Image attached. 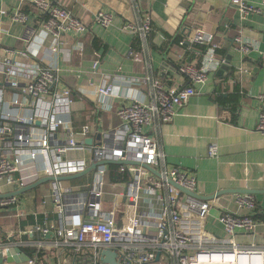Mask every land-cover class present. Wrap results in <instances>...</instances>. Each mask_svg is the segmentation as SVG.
Listing matches in <instances>:
<instances>
[{
  "label": "built area",
  "instance_id": "1",
  "mask_svg": "<svg viewBox=\"0 0 264 264\" xmlns=\"http://www.w3.org/2000/svg\"><path fill=\"white\" fill-rule=\"evenodd\" d=\"M32 1L41 13L39 30L51 38L52 53L63 51L65 34L79 35L87 29L68 8L51 0ZM230 3L241 18L261 11L248 0ZM27 18L19 9L10 16L23 24ZM94 21L109 28L113 14L99 10ZM122 29L137 35L148 54L150 18L129 20ZM34 31L28 27L25 36L29 39ZM187 41L210 45L212 50L217 47L212 43L213 35L200 29ZM240 48L246 54L251 45L242 43ZM220 62L227 64L226 59ZM179 71L193 84L208 80V69L202 65L181 64ZM0 75V210L18 202L5 187L21 189L41 178L54 177V220L44 226L34 224L24 233L55 237L62 250L59 264H107L102 260L104 250L116 253L117 264H264V246L236 240L239 232H255L257 222L253 216L223 209L219 221L224 234L209 232L205 222L214 201L198 194L193 173L167 161L151 133L170 122L178 109L197 94L192 84L169 88L149 75L145 83L151 101L129 98L130 103L117 107L112 103L103 105L114 109L122 123L100 131L89 124L75 128L71 119L73 91L51 63L36 60L27 51L0 48ZM7 90L11 93L9 100ZM78 91L85 96L94 93L91 98L96 101L97 96L113 97L115 87L107 83ZM150 126L151 131L147 129ZM257 129L264 134V112ZM216 154L217 145L212 144L210 155ZM93 164L87 189H74L57 180L84 172ZM236 201L240 208H255L252 194H237ZM13 248L11 242L0 240L3 257Z\"/></svg>",
  "mask_w": 264,
  "mask_h": 264
},
{
  "label": "crops",
  "instance_id": "2",
  "mask_svg": "<svg viewBox=\"0 0 264 264\" xmlns=\"http://www.w3.org/2000/svg\"><path fill=\"white\" fill-rule=\"evenodd\" d=\"M68 8L82 20L87 29L79 35L63 36V51L52 53L50 36L39 30L41 13L32 0H0V48L27 51L36 60L49 62L59 68L65 85L73 93L71 119L75 128L89 124L106 131L122 123L114 107L133 100L151 101L145 79L152 75L169 88L192 84L197 90L180 107L173 119L155 132L167 161L197 178L198 194L213 200L205 222L206 229L223 235L219 221L223 209L232 213H249L257 227L254 233L239 232L238 243L264 246V134L258 129L260 114L264 112V1L248 0L261 11L246 18L230 0H51ZM26 13L27 23L12 21L14 11ZM113 14V25L104 28L94 21L99 11ZM150 18L152 32L148 54L144 52L137 35L122 29L132 19ZM35 29L29 39L27 28ZM213 35L212 43L203 53L187 39L197 30ZM179 41L176 42L175 39ZM239 39V40H237ZM99 42L96 48L93 41ZM184 40L185 43L181 44ZM251 45L248 53L241 44ZM219 50V51H216ZM223 51V52H221ZM226 59L228 67L220 61ZM195 63L208 69V80L203 84L190 83L179 71L181 64ZM246 69L247 72H243ZM3 76L0 75V82ZM112 83L113 97L85 96L79 88L93 90ZM11 97L7 90L6 98ZM131 98V99H129ZM217 145V154L210 155V146ZM89 171L86 180L73 185L74 189H87L92 180ZM53 180L22 191L5 187L15 194L16 205L0 210V240L14 245L16 260L4 256L0 264H59L62 250L52 235L24 233L34 224H50L51 188ZM22 191V192H20ZM237 194H252L255 208H240ZM23 213V214H21ZM42 219V220H41ZM44 250L41 255L39 251ZM27 257L26 260L23 258Z\"/></svg>",
  "mask_w": 264,
  "mask_h": 264
},
{
  "label": "water",
  "instance_id": "3",
  "mask_svg": "<svg viewBox=\"0 0 264 264\" xmlns=\"http://www.w3.org/2000/svg\"><path fill=\"white\" fill-rule=\"evenodd\" d=\"M225 67H228V65H226V64L222 65V68H225ZM86 142L90 143L91 142V139H87ZM108 163H113V162L109 161ZM94 167H95V164L91 165L84 172H81V173H78V174H74V175L60 176V177L57 178V180H59V181H65V180H73V179H76L78 177H81V176L85 175L86 173H88L89 171H91ZM148 168H150L151 171H153V172H155L157 174V171H155L151 167H148ZM54 179H55L54 177H44V178H41L38 181H36V182H34L32 184H29V185L25 186L22 189V191H26V190L32 189V188H34V187H36V186H38V185H40V184H42L44 182H47L49 180H54ZM22 191H20V192H22ZM14 253H15V250L12 249L10 251V255H8L10 261H12L13 259L16 260V261H18V259L15 256L13 257L11 255V254H14ZM23 259L26 260L27 257H25ZM2 260H3V255L0 254V262H2ZM102 260L105 263H107V264H117V261H116V253L114 251H111V250H104L102 252Z\"/></svg>",
  "mask_w": 264,
  "mask_h": 264
},
{
  "label": "trees",
  "instance_id": "4",
  "mask_svg": "<svg viewBox=\"0 0 264 264\" xmlns=\"http://www.w3.org/2000/svg\"><path fill=\"white\" fill-rule=\"evenodd\" d=\"M175 41L178 42L179 40L176 38ZM93 44H94V46H95L96 48H99V42H98L97 40H94V41H93ZM194 45H195V47H196L197 49L201 50L203 53H205V52L207 51V49H208V47L205 46V45H200V44H194ZM216 51H219V50H216ZM221 52H223V51H221ZM112 167H116V165L113 164ZM253 218H254V216H253ZM254 219H255V218H254ZM41 220H42V219H41ZM43 251H44V250L41 249V251L38 252L39 255H41L42 253H44Z\"/></svg>",
  "mask_w": 264,
  "mask_h": 264
},
{
  "label": "rangeland",
  "instance_id": "5",
  "mask_svg": "<svg viewBox=\"0 0 264 264\" xmlns=\"http://www.w3.org/2000/svg\"><path fill=\"white\" fill-rule=\"evenodd\" d=\"M88 177H89V176L86 175V176L81 177V178H79V179H81V180H86ZM78 181H79V180H77V181H74V180H65V181H63V183H64V184L73 185L74 183H76V182H78Z\"/></svg>",
  "mask_w": 264,
  "mask_h": 264
}]
</instances>
